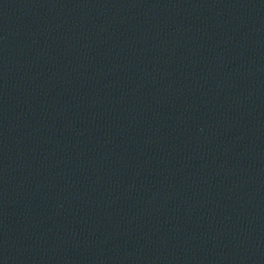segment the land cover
<instances>
[{"label":"water","instance_id":"obj_1","mask_svg":"<svg viewBox=\"0 0 264 264\" xmlns=\"http://www.w3.org/2000/svg\"><path fill=\"white\" fill-rule=\"evenodd\" d=\"M0 264H264V0H0Z\"/></svg>","mask_w":264,"mask_h":264}]
</instances>
